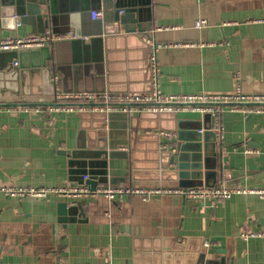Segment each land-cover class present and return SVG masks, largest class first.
<instances>
[{"label": "crops", "instance_id": "1", "mask_svg": "<svg viewBox=\"0 0 264 264\" xmlns=\"http://www.w3.org/2000/svg\"><path fill=\"white\" fill-rule=\"evenodd\" d=\"M92 5L102 11L100 17H91ZM119 7H137L134 14L140 28L129 33L121 29L101 82L90 80L95 75L91 60L67 64L62 53L57 63L52 51L46 67L41 64L43 54L27 53L16 61H22L24 67L13 90L19 88V96L29 95V106L47 100L54 88V75L62 89L85 87L86 82L92 90H141L148 86L143 40L148 43L149 38L160 43L152 85L154 82L165 94L237 87L245 93H264V0H52L42 6L43 14L50 16L48 23L33 26L12 14L7 0H0V37L51 30L71 32L74 35L67 37L88 42L92 36L89 26L99 23L104 13H120ZM200 18L207 20L206 25L195 27ZM76 43L79 50L85 45ZM9 57V52L0 51V185L79 182L80 167L71 166L70 153L78 151L75 159L81 160L88 147L102 144L98 132L101 118L90 114L91 110L20 107V102L8 99L12 93L5 78ZM140 112L132 110L127 121L116 117L104 125L112 131L108 140H127L117 145L122 153L107 157L108 180L139 187L178 186L176 178L164 179L152 169L132 167L131 156L135 151L149 160L162 148L173 149L179 132L188 137L192 130H173L174 119L185 127L187 120L202 118L205 112L178 108L163 111L165 116L159 120L152 113L138 116ZM210 115L205 121L215 131L217 154L208 161L213 173L200 182L264 187V111L223 107L216 118ZM216 122L220 132L215 129ZM131 128L137 129L135 138ZM249 231L255 234L242 235ZM0 263L264 264V198L236 193L210 205L172 193L152 194L145 200L136 193H123L108 200L104 196L70 199L54 194L13 197L0 191Z\"/></svg>", "mask_w": 264, "mask_h": 264}, {"label": "water", "instance_id": "2", "mask_svg": "<svg viewBox=\"0 0 264 264\" xmlns=\"http://www.w3.org/2000/svg\"><path fill=\"white\" fill-rule=\"evenodd\" d=\"M52 3V0H7L10 7H12V14L18 15L20 17L21 22L31 24L32 26L37 24L38 22H43L47 24L50 16H45L43 14L42 6L46 4V2ZM101 2L102 0H96ZM91 9H94V6H91ZM134 9L138 10L136 7H119L121 10L120 13L109 15L108 13H104L103 18L99 21V23H94L89 26L88 31L91 32V38L86 42L84 39L72 38V37H62L58 39H54L50 44H53L50 48V44H47L40 48L29 49V50H21V51H6L9 52L10 57L7 58V62L10 64V67L5 70L6 72V85L8 89H11L12 92L10 96L8 95V99L17 102H29L31 99L29 95L19 96V88L18 90H13V83L17 84V80L19 77V70L23 68L22 61H19L18 64H13L17 59L21 60V57L26 55L27 53L34 54H43V60L41 62L42 65L46 66V62L52 59V51H55V62L59 63L58 57L63 53L65 57L63 60L67 64L78 63L82 60H91L95 62V75H91L90 80H98L102 81V77L104 75L105 65L108 69V64L110 63L112 57H114V46L113 42L121 37L120 31L121 29L126 32H134L137 28H140L139 23L137 22V17L134 14ZM133 22L135 24H133ZM69 26H66V30H70L71 21L68 23ZM72 25H74L72 23ZM142 39V38H141ZM77 41H83L84 46L81 50L77 48ZM143 44L145 45L147 54L149 52V44L143 40ZM113 46V47H112ZM87 47H91L88 49ZM97 48V50H94ZM97 55L98 52H101ZM148 56V55H147ZM146 56V57H147ZM147 68H146V80H148V86L138 90L134 88H130V91H149L152 88V73H151V64L146 58ZM67 66V65H66ZM65 66V67H66ZM47 67V66H46ZM56 68L63 69L64 67L56 66ZM108 83L111 82L110 74H107ZM88 82V81H87ZM85 87L79 86L78 88L74 87L72 90L63 88L65 91H104L106 88H98L99 90H92V88L86 87L88 83L85 82ZM110 85V84H109ZM108 85V88L110 87ZM50 86L53 87V84L50 82ZM16 89V88H14ZM51 95L46 98L47 100L52 99L53 88L51 89ZM85 111V110H84ZM82 112V111H79ZM146 113H152L156 115L157 119H161L163 111L154 112V111H141L138 116H144ZM90 114L93 116H99L101 118L100 124L102 126L98 127V132L101 134L102 144H92L87 151L83 155V159L76 160L78 151H72L70 153V164L74 167H80V178L79 182H82V175L85 173L89 174V178L87 180L89 186L91 188L95 187L98 183L102 182H111L108 180L107 176V157H113L114 154L122 153L123 150L117 147L118 144H125L126 139L121 138L119 141H111L110 138L108 140V133L111 135L112 131L104 128V125H110V120L121 117L127 121L129 118L127 112L123 111H104V110H91ZM210 117V112H205L202 115V118H194L192 121L187 120L185 127L180 125L179 119H174V128L173 130L177 131L182 128H190L191 133L188 137H184L180 134L178 135V141H176L173 149H164L155 153V155H150L149 160L145 158H141V156L136 155L135 151L131 156V164L132 167H141L145 169H152L155 173L161 176L164 179H177L178 184L180 186H193L204 184L208 185L205 180L201 181L202 177H206L209 174H212L214 168L213 165L209 164L208 161L212 156L217 154V147L215 144V131L212 129L211 125H208L205 121L207 117ZM107 134L106 139L104 135ZM130 134L133 138L137 134V129L131 128ZM119 150H118V149ZM159 149V146H158ZM165 154H169L165 158ZM126 156V155H123ZM77 161V163H75ZM72 170V169H71ZM150 171V170H149ZM135 172V169L133 170ZM199 179L198 183L190 182ZM108 180V181H107ZM212 186V185H208ZM65 208L68 209V205L63 202ZM232 264V263H230Z\"/></svg>", "mask_w": 264, "mask_h": 264}, {"label": "built area", "instance_id": "3", "mask_svg": "<svg viewBox=\"0 0 264 264\" xmlns=\"http://www.w3.org/2000/svg\"><path fill=\"white\" fill-rule=\"evenodd\" d=\"M92 18L102 15L100 9H91ZM264 21V18L261 19ZM204 18L197 19L194 22L195 27L206 25ZM73 36L71 32L66 34H57L51 30H45L39 33H28L26 35H7L0 37V51H21L40 48L47 45L54 39ZM149 43L148 59L151 64L152 77L156 72V50L160 43ZM17 62L14 61V64ZM58 75L53 76L54 88L52 99L46 100L42 104L29 106L28 102L19 103L20 107L33 109L35 111H84V110H104V111H173L178 108L200 110L210 112L215 118L217 113L223 107L242 110L246 112L264 111V93L251 92L245 93L236 88L231 91H202L194 94H165L157 85H152L149 91H65L58 83ZM15 108V105H8ZM215 129L220 132L221 126L216 122ZM164 135H170L169 131H162ZM218 139V138H217ZM89 174L82 175V182L70 183L68 185H48V186H16L12 184L0 185V191L13 197H46L54 194L60 197L77 199L81 197L104 196L108 200L115 198L123 193H136L145 200L152 194L172 193L183 198L207 201L214 205L218 200L226 199L236 193H255L264 198V187H245L240 184L223 183L220 185H193V186H157V187H139L126 185L122 183L102 182L91 188L87 182ZM255 232H244L242 235H253ZM0 264H23V263H0ZM40 264V263H39Z\"/></svg>", "mask_w": 264, "mask_h": 264}]
</instances>
